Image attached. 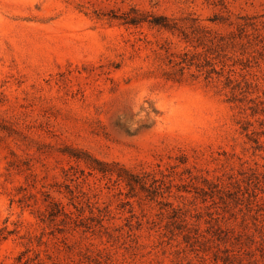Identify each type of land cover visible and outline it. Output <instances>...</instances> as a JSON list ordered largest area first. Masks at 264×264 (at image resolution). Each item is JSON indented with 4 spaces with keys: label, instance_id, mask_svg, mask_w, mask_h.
I'll use <instances>...</instances> for the list:
<instances>
[{
    "label": "rangeland",
    "instance_id": "374dc122",
    "mask_svg": "<svg viewBox=\"0 0 264 264\" xmlns=\"http://www.w3.org/2000/svg\"><path fill=\"white\" fill-rule=\"evenodd\" d=\"M0 264H264V0H0Z\"/></svg>",
    "mask_w": 264,
    "mask_h": 264
},
{
    "label": "trees",
    "instance_id": "16d2710c",
    "mask_svg": "<svg viewBox=\"0 0 264 264\" xmlns=\"http://www.w3.org/2000/svg\"><path fill=\"white\" fill-rule=\"evenodd\" d=\"M166 26H164V28H165Z\"/></svg>",
    "mask_w": 264,
    "mask_h": 264
}]
</instances>
